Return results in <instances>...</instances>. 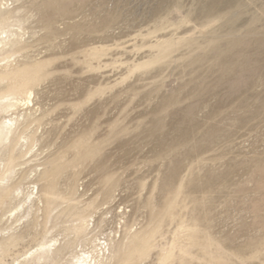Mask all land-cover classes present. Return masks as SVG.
Returning a JSON list of instances; mask_svg holds the SVG:
<instances>
[{
	"label": "rangeland",
	"instance_id": "obj_1",
	"mask_svg": "<svg viewBox=\"0 0 264 264\" xmlns=\"http://www.w3.org/2000/svg\"><path fill=\"white\" fill-rule=\"evenodd\" d=\"M49 1L21 2L48 75L27 111L42 120L22 149L24 191L0 205V244L22 238L0 264H22L41 240L43 209L19 204L58 162V192L90 207L102 243L127 247L160 225L152 254L122 264H264V0ZM167 39L193 43L139 68ZM69 204L49 224L58 245L70 242L60 264L90 248L62 231Z\"/></svg>",
	"mask_w": 264,
	"mask_h": 264
},
{
	"label": "bare ground",
	"instance_id": "obj_2",
	"mask_svg": "<svg viewBox=\"0 0 264 264\" xmlns=\"http://www.w3.org/2000/svg\"><path fill=\"white\" fill-rule=\"evenodd\" d=\"M21 2L22 0H0V113L12 112L5 119L4 117L3 119L0 118V153L3 148L7 147L5 153L0 155V205L12 203L17 198L16 194L19 191L21 193L24 191L22 180L25 178L26 171H20V168H18L26 163L24 160L26 152L22 149L30 140L33 142L39 141L35 131L29 132L28 130L32 121L40 123L42 120L40 117L33 120L29 119L30 113L27 111L32 110L30 103H33V93L38 90V86L48 75L45 71L46 63L42 60L33 59L30 55L32 42L25 38L27 34L25 23L29 21L33 14H29V9L24 7ZM77 3L79 2L77 1ZM49 4L52 7L59 8L61 1L50 0ZM218 17L219 21L222 22L220 23L222 26L229 25L230 28L233 27L231 20L224 21L226 14H220ZM218 28L219 25L215 24L210 31L217 34L219 32ZM192 43L191 40L185 39L179 41L167 39L159 42L155 45L158 49V55L139 64L138 67L153 65L167 57L176 47ZM92 54L95 53L92 52ZM25 106H27V109L20 110L18 113L14 112ZM13 114L16 115L13 116ZM92 155L91 152L86 154L90 157ZM60 165L58 162L50 169L45 170L42 173V178L48 179V183L41 191L25 194L19 204L24 207L30 201V204L28 203V213L36 206L40 211L43 209L44 217L43 221L38 219L35 221V226H42L39 233V235L41 234V240L33 251L26 254L22 264L61 263V252L70 245V242L58 245L59 239L57 237H49L53 228L49 224L57 218L58 214L54 213L64 202L70 203L67 206L70 207L69 212L65 214V218L70 221V226L65 227L62 231L66 234L74 233L77 237L83 236L85 246L90 247L83 254L75 255L73 257L75 260H69L65 264H110L115 257H119L115 264H122L125 261L133 262L148 258L154 249V240L160 225L149 232L134 234L127 247H124L125 243L122 241H118L115 246L112 245L113 239L108 237L104 238L105 241L102 243L101 237L94 233L95 223L91 227V217L93 216L90 207L72 206L73 195L58 192L56 179L60 171ZM18 174H21L20 179L14 182ZM40 204H43V206ZM168 207L169 205L165 207L166 217L170 215ZM65 209L62 208L59 214L65 213ZM100 222L101 220L97 221V223ZM92 233L94 234L90 237ZM21 238L22 235H10L1 242L0 250L4 251L9 246L17 244ZM28 254L29 256H27ZM164 264H168L167 259H164Z\"/></svg>",
	"mask_w": 264,
	"mask_h": 264
}]
</instances>
